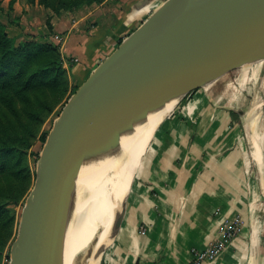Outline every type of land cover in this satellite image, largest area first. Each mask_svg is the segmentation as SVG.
I'll use <instances>...</instances> for the list:
<instances>
[{
    "label": "water",
    "instance_id": "1",
    "mask_svg": "<svg viewBox=\"0 0 264 264\" xmlns=\"http://www.w3.org/2000/svg\"><path fill=\"white\" fill-rule=\"evenodd\" d=\"M263 51L264 0H164L93 68L54 119L9 264H66L68 212L82 164L99 139L169 88ZM110 240L111 233L96 243L91 264H101Z\"/></svg>",
    "mask_w": 264,
    "mask_h": 264
},
{
    "label": "crops",
    "instance_id": "2",
    "mask_svg": "<svg viewBox=\"0 0 264 264\" xmlns=\"http://www.w3.org/2000/svg\"><path fill=\"white\" fill-rule=\"evenodd\" d=\"M163 1L105 0L91 9L95 18L106 14L110 19L82 39L83 46L69 48L67 55L78 57L72 66L75 81L81 84L115 48L117 39L138 27ZM24 6L25 0H14V16ZM210 85L195 89L180 111L150 135L135 165L116 242L108 244L104 264H189V248L204 249L220 237L223 218L238 215L244 221L241 235L214 264H244L248 258L245 264H263L252 258L255 227L246 211L255 199L251 157L234 123L236 115L231 114L232 110L240 117L241 110L213 99ZM146 221L151 230L140 238L135 225Z\"/></svg>",
    "mask_w": 264,
    "mask_h": 264
},
{
    "label": "rangeland",
    "instance_id": "3",
    "mask_svg": "<svg viewBox=\"0 0 264 264\" xmlns=\"http://www.w3.org/2000/svg\"><path fill=\"white\" fill-rule=\"evenodd\" d=\"M13 2L14 0H0V22L4 24L6 33L10 37L15 38L17 42L33 40L37 42H54L58 44L60 56L62 59V66L65 71L64 76L67 87L65 95L60 101H58L55 96L51 97L50 99L52 102L51 109L41 117V120L35 126V132H36L35 137L33 138L32 145L29 148L27 154V163L31 169V174H32L36 170V162L44 143L42 141V137L45 134L46 135L48 134L50 128L52 127L54 119L60 113L64 103L67 101L69 96L76 90V88L80 84L78 81H75V73L72 67L73 64L78 61L77 54L72 53L71 55H67V52L69 48L73 45L83 46L84 42L81 40L87 36L90 37L93 36L94 34L92 33V30L95 27H97L99 23H105V21H107L110 18L106 14H104L103 16L97 15V18H95L94 15H91L90 10L99 4H94L92 6L83 4L77 7H71L62 10L61 13H59L58 17L56 19H52L49 24L45 8L43 7L42 4L38 2V0H35L32 3L29 2L28 0H25V6L22 10V13H20L18 17L14 16L13 14V10H12ZM112 2L113 1H109V3ZM152 11L153 10H151L149 14ZM97 20L100 22H98ZM59 24L62 25L61 28H59L60 26ZM55 25L57 27L56 29L54 28ZM123 38L119 37L117 39V41L115 42V47H117V45L121 42ZM105 56L106 55L104 54L100 60H102ZM258 61L259 62L262 61L258 73L256 75L252 74V72L249 71L248 69L247 73L245 74V77H243L242 74L243 66L240 62L226 63L222 65L221 70L223 72L221 71L214 79L210 80L208 83L205 82L202 84H198L193 88H191L183 97V99L179 102V104L176 107L177 109L175 108L173 112L175 113L179 112L181 107L185 103L183 100L186 97L187 98L190 97V94L195 89L199 88L201 85H207V84H212L210 87V92L213 99L215 98L218 99L217 100L218 103L227 106H232L233 108H240L239 110L243 111V114L240 117L232 110H231V114L234 113L236 115V120L234 123L237 125L239 129H241L240 133L242 135L241 136L242 143L251 157L252 172L250 175L251 176L250 179H251V183L253 184V192L255 199L253 202H249L250 204L247 206L248 209L246 211L248 212V214L251 215L250 222L253 221V226L255 227L254 237L256 238V240L254 242L255 243L254 249H252V258L254 259V261L256 259H259L264 264V179L261 178V174L258 169V162L256 161L254 155V151L255 148L258 147L257 146L258 143L251 142L249 132L246 130L244 125V117L246 113H248L250 109L254 108L255 113L257 114V116H259L258 122L261 131L260 136L262 140L261 147L262 150L264 151V51L254 57L253 63H256ZM253 77L256 79H254ZM258 111L259 113H257ZM173 112L171 114H173ZM138 153L139 151H137L134 159L132 160L131 168H133V162L138 156ZM134 177H135V173L132 176V181ZM24 201L25 199L22 198L20 202L14 207L17 218L18 216L20 218L21 208L23 206L22 204H24ZM243 223H244L243 218L240 217L239 215L236 217L223 218L221 223L222 233L218 239H216L211 243L214 244V243H218L219 241H223L224 248L221 251L220 255L217 257V259L213 262V264L218 262L219 259L223 257L225 251L228 249L230 244L235 239L240 237L243 229L242 227L244 225ZM151 227L152 225L148 221L141 223L137 222V224L135 225L136 235L140 238L147 236L149 231L151 230ZM116 236H117V229L111 234V240L109 241V243L110 242L115 243ZM12 238L13 235H11L10 239L6 242L5 246H3V248L0 251L1 252L0 264H8V261L10 259V245L14 239ZM98 240L99 237L96 239V242ZM211 243H209L208 246ZM107 248L105 250V253L107 251ZM192 248L195 247H191L189 248V250L191 251ZM205 248H207V246ZM125 252L126 251H124L123 253ZM108 256L109 255L106 256V259L108 258ZM104 257L105 254L102 258L101 264H104ZM249 259L250 258H248V260L246 259V261L249 262ZM243 261L245 264L246 261L245 260ZM208 264H212V263H208Z\"/></svg>",
    "mask_w": 264,
    "mask_h": 264
},
{
    "label": "bare ground",
    "instance_id": "4",
    "mask_svg": "<svg viewBox=\"0 0 264 264\" xmlns=\"http://www.w3.org/2000/svg\"><path fill=\"white\" fill-rule=\"evenodd\" d=\"M254 57L243 62V77L248 69L252 74L258 73L262 61L253 63ZM221 69L222 65L215 66L194 75L179 88H169L165 96L155 100L150 109L136 113L129 121H122L111 135L97 141L82 164L77 178L76 195L68 212L66 264L92 263L96 243L117 228L135 165L150 135L175 110L193 86L208 83ZM258 117L254 108L250 109L244 117V125L251 142L258 143L254 155L261 178L264 179V151L261 147ZM137 151L138 156L131 168Z\"/></svg>",
    "mask_w": 264,
    "mask_h": 264
},
{
    "label": "trees",
    "instance_id": "5",
    "mask_svg": "<svg viewBox=\"0 0 264 264\" xmlns=\"http://www.w3.org/2000/svg\"><path fill=\"white\" fill-rule=\"evenodd\" d=\"M104 1L38 0L49 24L62 10ZM64 72L58 44L17 42L0 22V251L17 233L19 216L14 207L25 199L35 177L27 163L35 126L51 109V97L60 101L65 95Z\"/></svg>",
    "mask_w": 264,
    "mask_h": 264
},
{
    "label": "built area",
    "instance_id": "6",
    "mask_svg": "<svg viewBox=\"0 0 264 264\" xmlns=\"http://www.w3.org/2000/svg\"><path fill=\"white\" fill-rule=\"evenodd\" d=\"M223 246L224 242L219 241L218 243H211L209 246H207V248L204 249L192 248L191 251L189 250V254L191 256L189 264L213 263L223 250Z\"/></svg>",
    "mask_w": 264,
    "mask_h": 264
}]
</instances>
